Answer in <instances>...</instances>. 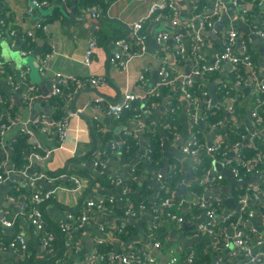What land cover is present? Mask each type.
Masks as SVG:
<instances>
[{
  "label": "crops",
  "instance_id": "obj_1",
  "mask_svg": "<svg viewBox=\"0 0 264 264\" xmlns=\"http://www.w3.org/2000/svg\"><path fill=\"white\" fill-rule=\"evenodd\" d=\"M81 1L51 0L43 6L33 7L32 0H0V126L4 125L6 131L0 147L3 154L0 168L4 172L0 173L6 175V180L14 175L5 187L2 184L6 180L0 184V239L18 232L26 233L28 239L22 252L0 244V264H24L28 260L33 264L52 261L75 264L95 254L99 247L119 252L136 247L146 239L151 243L145 228L159 221L158 218L152 213L126 218L123 214L128 205L126 199L131 197L129 193L122 195L121 188L114 182L119 176L127 177L135 168L138 169L136 195L144 186L155 197L162 186L158 174L163 175V183L165 178L176 173L181 178L173 188L179 200L176 204L180 206L181 226L171 225L161 248L139 245L152 251L162 263L172 256L185 259L180 253L185 254L197 244H202L211 257L222 256L227 260L233 246L224 247L223 243L233 231L224 215L230 212L235 221L240 220L245 233L261 236L263 243L255 245V250L264 253V164L261 169L260 166L257 168L255 158H247L254 149L264 158V124L255 127L251 116L260 98L257 81L264 80V41L254 33L264 18V0H203V11L194 10L200 0H176L184 52L173 37L176 29L171 24L172 11L151 12L152 6L163 0H115L112 4L113 0H94L92 5L85 7L98 6L96 18L90 10L81 12ZM215 7L219 12L213 25L200 29V17H205ZM199 14L201 16L196 17ZM191 20L195 23L194 32L187 27ZM138 21H144L146 50L129 60L125 67L113 64L110 57L117 51L115 40L131 36ZM221 21L225 23L216 30ZM39 23H46L48 30L39 27ZM3 29H13L16 33L5 39ZM228 29L235 30L238 35L234 52L244 55L242 49L246 45L252 61L249 65H240L238 75L228 62L207 75L205 89L210 101L209 83H215V105H207L206 99L198 95L199 103L195 108L182 91L181 78L160 84V69L164 65L173 67L175 74L181 76L190 73L197 63L213 62L225 47ZM30 31L33 36L27 37ZM162 32H169L171 37L159 42ZM194 33L204 38L198 48H194ZM24 37L27 39L23 42ZM93 38L97 39L98 45L87 62L86 52ZM14 52L19 53L20 59L13 57ZM99 76L104 79L102 85L93 86L88 82L89 78ZM55 85L61 87L59 95L53 94ZM45 89L49 91L47 95ZM128 92L139 97L132 109L138 112L130 118H114L96 105L100 94L113 99L105 97L108 101L120 104ZM54 96L57 100L52 103ZM74 99H77L75 107L79 113L71 109ZM231 105L234 106L233 113L229 112ZM57 110L62 112L61 120L53 117ZM42 114L66 123L65 138L55 129L37 131L34 135L25 133L31 129L33 120ZM217 115L219 119L215 120ZM4 121L7 124H1ZM21 134L27 136L30 144V149L24 151L27 162L22 166L13 161L14 141ZM152 136L160 143L161 159L156 164L147 159ZM194 136L199 137L200 143L198 154L192 156L183 148ZM129 137L137 138L139 142L134 167L121 162L122 149ZM32 150L49 156L30 161ZM203 156L209 158V167L200 174L197 165ZM95 159H101L105 164L101 172L94 165ZM213 161L231 171L235 167L244 171L248 166L250 172L243 182H239L234 175L231 179L217 171ZM26 166L27 171H23ZM40 175L41 191L52 193V198L41 207L45 231L41 234L31 232V226L24 219L10 227L2 225V219L13 217L26 201L27 193L20 189H29L28 181ZM72 175L81 177L79 188L73 189ZM90 175H100L103 180H91ZM194 183L204 186L202 195L189 192ZM12 185L14 193H10ZM182 185L185 193L178 194ZM254 190H258L261 198L257 202L250 201L254 214L244 222L239 199ZM110 197H114L115 202H108ZM89 198L102 199L106 208L80 225V216L86 208L84 203ZM229 199L234 205H228ZM202 201L222 206L217 219V239L198 231L207 220L206 211L200 205ZM126 221L131 223V230L122 235L118 232L119 226ZM61 224L69 228L63 230ZM45 232L53 235L48 246L43 242ZM233 264L245 263L237 260Z\"/></svg>",
  "mask_w": 264,
  "mask_h": 264
},
{
  "label": "built area",
  "instance_id": "obj_2",
  "mask_svg": "<svg viewBox=\"0 0 264 264\" xmlns=\"http://www.w3.org/2000/svg\"><path fill=\"white\" fill-rule=\"evenodd\" d=\"M49 2L47 0H32L33 7H39L43 6L45 4H48ZM223 6V4H221ZM216 6V5H215ZM178 4L176 0H163L162 3H156L152 6L151 12L152 14L160 13L161 11H172L173 17L171 19L172 27H174L176 30L174 31V39L179 43L180 45V51L184 52L185 47L183 45V35H182V29L181 22L178 18ZM218 7H215L214 10H212L209 14H207L205 17L202 15L199 20V28L202 30H205L208 27H211L214 23V17L218 14L219 10ZM91 11L92 17L96 18L99 16L98 14V6L93 5L90 7H83L81 8V12L84 13L86 11ZM204 13V12H203ZM201 13V14H203ZM201 14L197 15L201 16ZM158 16V15H157ZM259 23L264 25V20H261ZM2 25L5 26L6 24L4 21H2ZM39 27H42L45 31L48 30V25L46 23H39L37 24ZM188 29H191L192 32L195 28V23L193 20L188 22L187 24ZM16 33L15 30H5L3 29V35L4 38L8 39L9 37L14 36ZM254 33L258 36H260L264 41V26L255 28ZM33 36V32H28L27 37ZM194 40H196V44L194 45V48H198V44L202 43L204 38L199 33H194L193 35ZM237 32L233 29H228L226 31V42L225 47L216 55L215 59L211 63H197L196 66L190 71L188 74H181L177 75L174 72L173 67L170 66H162L160 69V74L162 76L160 84H167L171 81L176 80L177 78H181L182 80V91L186 95V97L190 100V102L197 107L199 101L198 97L195 95L193 88L195 84L196 78H205L207 75L213 73L215 70H218L221 65L225 62L230 63L234 68L235 72L238 75L239 73V67L242 64H251L252 58L248 51V48L246 45L243 46L244 55H238L234 52V45L237 39ZM171 37L169 32H162L160 33L158 40L159 42L167 41ZM255 38V37H254ZM26 37L23 38V42L26 41ZM146 41H147V35L144 32V21H138L134 24L132 29V34L129 37H120L115 40V45L117 47V51L110 57V61L115 64L122 67H125L127 65V62L131 60L132 58L138 57L146 50ZM98 42L96 38H93L89 42L88 50L86 52V61L89 62L91 57L93 56L96 48H97ZM135 45H138V48H135ZM200 45V44H199ZM23 53H26L24 50ZM238 80V77H237ZM239 81V80H238ZM80 84L84 81H78ZM88 82H90L93 86H100L104 83V79L102 77H91L88 79ZM257 85L259 88L260 98L258 99V105L257 107L252 111V119H253V125L255 127H261L264 124V120L260 119V109L264 105V80L263 81H257ZM61 93V87L58 85H55L53 88V94L59 95ZM101 97L96 99V105L103 108L108 114L112 115L114 118H121L125 110H132L135 108V102L139 99V97L133 93H126L125 98L122 103L115 104L111 101H108L104 96L100 95ZM204 99H206L207 105L212 102L208 99V91L207 89L204 90L203 96ZM236 102V101H235ZM209 109V107H208ZM229 112H234V106L231 105L229 108ZM195 117L198 116L197 111L195 112ZM221 121H219L218 124H220ZM4 126V125H3ZM3 126H0V147L3 144V139L5 136V128ZM50 129H55L62 138H65V135L67 134V126L65 122H59L53 119H50L45 114L39 115L36 117L31 125V129L26 131L25 133L29 135H34V132L42 131L46 132ZM199 137L194 136L193 140L184 146L183 151L189 155H197L199 150ZM212 148V147H211ZM151 151V147L147 151V159L151 160L149 154ZM49 156V154H42L39 153L36 150H32L29 153V159L36 158V159H45ZM256 159V161H255ZM254 162L255 163H261L262 166L264 164V158L261 156L260 153H256ZM94 165L97 168L99 172L103 170V167L105 166L104 162L101 159H95ZM242 165L246 166V163H242ZM29 166V165H28ZM28 166L24 168L23 171H27ZM247 168L246 172L243 173L242 170L239 167H235L232 172L235 177H237V180L239 182H243L246 179L247 173L249 174L250 168L246 166ZM36 176L34 178H31L28 181V187L31 189L32 193L30 194L32 207L30 210L28 209V203L24 202L21 205V209L18 213H15L13 217H4L2 219V225L5 227H10L16 223L19 219H24L27 221V223L34 228V233L41 234L45 231V215L43 212V209L40 208V204L43 201L50 200L52 198V193L46 192L44 193L41 191L39 185H38V179L41 177ZM220 179L223 178L222 175L218 176ZM73 182V189L79 188L81 186V177L72 175L70 176ZM163 175L158 174L157 179L163 183L162 180H164ZM6 180V175L3 173H0V184ZM114 182L121 188V194L126 195L128 192L131 191V187H129L125 181L124 177H117ZM261 198V194H259L258 190H254L253 193H247L246 195L240 197V203H241V214L243 211H248L249 217H253L254 211L249 208L250 201L253 200L254 202L259 201ZM128 202V205L126 206L125 215L126 218L130 217H136V213L133 211V203L131 199H126ZM108 202H115L114 197L108 198ZM85 210L82 212L80 216V222L82 225L83 222H85L88 218L93 216L95 213L103 210L105 207V202L100 199L99 201H96L94 198H89L85 200ZM173 203L170 200L164 201L163 205L164 207L172 206ZM180 205V204H179ZM201 207L205 209L207 220L203 224L200 225L198 231L205 234L209 238H218L219 232H218V212L216 207L214 205L210 204L209 202L206 203L202 201L200 203ZM179 207V206H178ZM158 208L154 207L152 215L155 218H158L157 214ZM171 218L176 222L177 226H181L182 219L181 216L177 213L170 214ZM224 219L231 227L233 233L230 236L229 239L224 241V247H230L233 246V250L230 254V257L233 258L235 261L237 260H244L245 264H264V253L255 250V245H261L263 243V240L261 237H253L252 234L245 233L241 227L240 220L237 219L236 221L233 220L232 213H226L224 215ZM127 221L124 223H121L119 226V231H122L126 227ZM151 228L154 226V224L149 225ZM61 228L63 230H67L69 227L67 225H62ZM45 239H44V245L48 246L50 245L53 235L52 233L45 232ZM150 240L155 239V235L153 233H149L146 235ZM0 239L1 245L5 248H11L14 251H24L27 247V235L24 232H18L15 234L14 238H12L9 242H4ZM103 242L102 240L100 241ZM99 242V243H100ZM163 243L159 240L154 241V247L161 248ZM107 246V245H106ZM195 250L191 249L188 251L187 257L185 259H179L176 256H172L168 261L165 263H162L161 260L157 255H155L152 251L147 250L146 248L141 247L139 251H134L130 247L122 249L121 251H114L109 248H97V251L93 255H89L88 257H85V259L82 260V262H76L75 264H194L195 263ZM229 256V255H228ZM227 256V257H228ZM228 260V259H227ZM227 260L224 259L222 256H218L214 262V264H227ZM185 261V263H183ZM54 264H63V262L56 261Z\"/></svg>",
  "mask_w": 264,
  "mask_h": 264
},
{
  "label": "trees",
  "instance_id": "obj_3",
  "mask_svg": "<svg viewBox=\"0 0 264 264\" xmlns=\"http://www.w3.org/2000/svg\"><path fill=\"white\" fill-rule=\"evenodd\" d=\"M47 1L50 2L51 0H47ZM79 1H81V0H79ZM93 1L94 0H82L81 1V7L92 5L95 2V1L94 2ZM204 5H205V1H203V0H200L199 2L197 1V3L194 6V10L195 11H203ZM262 20H264V18ZM262 26H264V25H262L261 23H258V25L256 27L259 28ZM25 47H26V45H25ZM207 78L208 77L195 79L193 91H194L196 96H198V95H200V97L203 96V92L206 88L205 85H206V79ZM225 91H227V90H225ZM53 98L54 99L51 100L52 103H54V101L57 100L56 96H54ZM259 109H260L259 118L264 120V105ZM137 112H138L137 110H130V109L125 110L121 118H123V120L130 118V117L134 116L135 114H137ZM61 116H62V112H60L58 110L53 113V117L56 120H59V119L61 120V118H60ZM214 118H215V120L219 119V115L214 116ZM241 132H242V134H244L243 133L244 130ZM150 140H151V143L149 146V147H151V151L149 154V156L151 158L150 161H151V163L156 164V161L161 159L160 143L155 136H152L150 138ZM138 143L139 142H138L137 138L129 137L127 139V142L122 149L121 162L127 163V165H131V166L134 164V161L136 159L137 152H138V147H139ZM29 145L30 144L27 142V136L25 134H21V135L17 136L16 140L14 141L15 153L13 155V161L15 162V164H17V165L19 164L20 166H22L23 164H25L27 162V159L25 158V155H24V151L27 149L28 150L30 149ZM256 152L257 151H255V149L252 150L251 153L247 154V158L248 157L250 159L255 158ZM2 160H3V154L0 152V163L2 162ZM259 166H260V169L263 167L261 163L259 165L257 163V168H259ZM133 167H134V165H133ZM208 167H209V158L203 156L202 162L197 165V169H198L199 173L202 174L203 171L207 170ZM246 170H247V168H245L244 171L246 172ZM244 171H242V172L245 173ZM0 172H4V169L0 168ZM129 173H131V174L127 175V177L124 178V181L129 187L132 188L131 191L133 190V192L130 191L128 193L131 197V201L133 203L132 208H133V211L136 213V217L141 216V215L146 214V213H152L153 208L157 207L158 208L157 214H158V220H159L157 222L152 223V224H154V226H152V228L149 225L147 228H145L146 229L145 230L146 235L149 233H153L155 235V239H151V243H149V240L146 239V240H144V242H142L140 244H136L137 245L136 247H130V248L133 249L134 251H139V249H140L139 245H143L147 248L152 249V248H154L153 246H154L155 240H159L164 244V241L169 234V228H171V225L177 226L176 222L171 218L170 214H172V213L179 214V211H180V206L178 207V205L176 204V203H178L179 200L175 197L174 192H173V188H174L175 184L181 180V178H180L178 173L174 174V176H169V177L165 178V181H164L165 184H162V186L158 190L159 191L158 194L155 197H153L149 194V192L146 191L144 186H141L139 188V193L136 195V192L134 190L138 189L137 188L138 183H137V179H136L138 177V169L136 170V168H135V170H133ZM101 177L102 176H100V175H97V176L96 175L95 176L90 175L91 180L94 178H96V180H103ZM225 181H227V180L225 179ZM20 190H22V191L24 190L27 193V199L25 202L28 203V209L30 210V208L32 207V202H31V198H30V194L32 193V191L30 188L29 189H26V188L23 189L22 188ZM14 191H15V187L12 185L11 189H10V193H14ZM190 191L196 193L197 195H202L204 192V186L199 185L197 183H194L192 185V187L189 188V192ZM166 200H170L173 203V205L169 206V207L162 206L164 201H166ZM47 201H43L40 204V208L42 207V204H44ZM215 203H212V205H214V207H216L218 213H221L222 212L221 204H215ZM252 205L253 204H251L249 206L250 209H253ZM76 210H78V209H76ZM124 210H126V208H124ZM76 213H78V212H76ZM123 214L126 217L125 211ZM248 215H249L248 211L242 212L241 218L244 222L246 220H248V218H250V217H248ZM235 219L236 218H233V220H235ZM130 226H131V223L128 222L126 224V227L122 231L118 230V232H121L122 235L128 234V232L131 230ZM31 232H34L33 226H31ZM249 234L251 235V232H249ZM14 236L15 235L3 236L2 240L4 242H9L12 238H14ZM257 237H261V236L258 234ZM0 243H1V241H0ZM191 249L195 250V254H194L195 263L194 264H214L216 258L211 257V255L207 251L204 250L202 244L194 245L193 248L191 247ZM187 252L185 254L180 253L181 255H183L182 258L187 257V255H186V254H188ZM30 262H32V261L28 260L24 264H33ZM226 262H227V264H233V262H235V260L233 258H231L229 255L228 260ZM54 263L55 262L52 261L49 264H54ZM183 263H185V261Z\"/></svg>",
  "mask_w": 264,
  "mask_h": 264
},
{
  "label": "water",
  "instance_id": "obj_4",
  "mask_svg": "<svg viewBox=\"0 0 264 264\" xmlns=\"http://www.w3.org/2000/svg\"><path fill=\"white\" fill-rule=\"evenodd\" d=\"M114 1H115V0H113L110 4H112ZM212 4H213V3H212ZM212 4H211V6H212ZM223 23H225V22H224V21L219 22V23L216 25V30H218V29L221 27V24H223ZM214 32H215V31H213V33H214ZM49 86H50V88H52L51 83L49 84ZM209 87H210V88H209V95H210V97L212 98L211 102H212L213 105H215V103H216V95H215L216 88H215V83H214V82L209 83ZM45 90H46V89H45ZM48 92H49V91L46 90L44 94L47 95ZM100 95H102V94H100ZM102 96H104V97H106V98H108V99H110V100H113L112 98L107 97V96H105V95H102ZM76 100H77V99H74V102H73V104H72V106H71V109H72L73 112H77V113H79V112L77 111L76 107H75ZM202 104H203V103H202ZM36 107L39 108L38 105H36ZM1 124H7V122L4 121V122H2ZM213 164H214L215 169H216L217 171H220V172H222V173H225V174H227L228 176H230L231 179H233V173H232V171L226 169L222 163H219L218 161H213ZM12 178H14V175H12L9 179H7L6 182H4V183L2 184V187H5V186L10 182V180H11ZM184 187H185V186L182 185L181 191H180V193H178V194L185 193V191H184ZM227 203H228L229 206H230V205H234L232 199H229V200L227 201Z\"/></svg>",
  "mask_w": 264,
  "mask_h": 264
},
{
  "label": "rangeland",
  "instance_id": "obj_5",
  "mask_svg": "<svg viewBox=\"0 0 264 264\" xmlns=\"http://www.w3.org/2000/svg\"><path fill=\"white\" fill-rule=\"evenodd\" d=\"M13 57L14 58H17V59H20V56H19V53L18 52H14L13 53Z\"/></svg>",
  "mask_w": 264,
  "mask_h": 264
}]
</instances>
